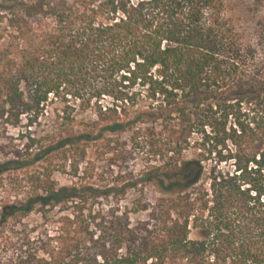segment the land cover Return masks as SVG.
<instances>
[{
    "label": "trees",
    "instance_id": "1",
    "mask_svg": "<svg viewBox=\"0 0 264 264\" xmlns=\"http://www.w3.org/2000/svg\"><path fill=\"white\" fill-rule=\"evenodd\" d=\"M22 116L0 264H264V54L227 0H0V124Z\"/></svg>",
    "mask_w": 264,
    "mask_h": 264
},
{
    "label": "rangeland",
    "instance_id": "2",
    "mask_svg": "<svg viewBox=\"0 0 264 264\" xmlns=\"http://www.w3.org/2000/svg\"><path fill=\"white\" fill-rule=\"evenodd\" d=\"M251 7L249 0H227V9L233 13L235 24L240 29L244 42L256 45L257 56L260 58L264 54V6L257 11L252 10ZM259 32H263V38L260 40L257 38ZM66 108L63 103L52 101L43 108V115H40L37 121L31 125L30 131L45 129L50 120L54 119L57 113ZM13 122L14 120L12 119L9 122L0 124V161L10 158L15 146L21 147L26 141V136L28 135L27 118L22 116L17 125H13ZM125 140L128 142L127 137H125ZM144 159L137 156L135 160H129L127 165L123 163L122 167H134L135 171L138 172L144 165ZM211 159L212 165L215 160L213 155ZM221 167L230 168L228 164H222ZM57 178L60 183H66L64 177L57 176Z\"/></svg>",
    "mask_w": 264,
    "mask_h": 264
}]
</instances>
